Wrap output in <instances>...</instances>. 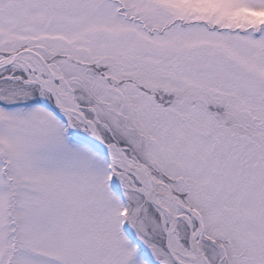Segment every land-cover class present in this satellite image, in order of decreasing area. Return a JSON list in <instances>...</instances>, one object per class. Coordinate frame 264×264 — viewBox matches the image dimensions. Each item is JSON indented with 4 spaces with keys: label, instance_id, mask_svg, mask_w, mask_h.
I'll return each instance as SVG.
<instances>
[{
    "label": "snow or ice",
    "instance_id": "obj_1",
    "mask_svg": "<svg viewBox=\"0 0 264 264\" xmlns=\"http://www.w3.org/2000/svg\"><path fill=\"white\" fill-rule=\"evenodd\" d=\"M0 264H264V0H0Z\"/></svg>",
    "mask_w": 264,
    "mask_h": 264
}]
</instances>
